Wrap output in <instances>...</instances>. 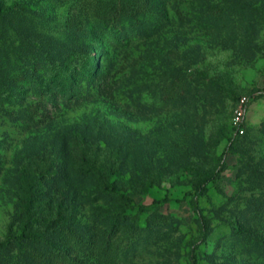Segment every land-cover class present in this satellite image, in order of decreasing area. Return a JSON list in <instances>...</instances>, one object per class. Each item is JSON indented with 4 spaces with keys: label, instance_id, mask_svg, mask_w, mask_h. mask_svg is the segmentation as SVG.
<instances>
[{
    "label": "rangeland",
    "instance_id": "374dc122",
    "mask_svg": "<svg viewBox=\"0 0 264 264\" xmlns=\"http://www.w3.org/2000/svg\"><path fill=\"white\" fill-rule=\"evenodd\" d=\"M0 8V264H264V0Z\"/></svg>",
    "mask_w": 264,
    "mask_h": 264
},
{
    "label": "built area",
    "instance_id": "2783aa9c",
    "mask_svg": "<svg viewBox=\"0 0 264 264\" xmlns=\"http://www.w3.org/2000/svg\"><path fill=\"white\" fill-rule=\"evenodd\" d=\"M247 122V99L243 98L240 102L239 108L236 112L235 116V124L237 127V131L240 134H244V126Z\"/></svg>",
    "mask_w": 264,
    "mask_h": 264
},
{
    "label": "trees",
    "instance_id": "16d2710c",
    "mask_svg": "<svg viewBox=\"0 0 264 264\" xmlns=\"http://www.w3.org/2000/svg\"><path fill=\"white\" fill-rule=\"evenodd\" d=\"M3 13H4V12H2V9L0 8V17L3 16ZM85 50H87V49L82 48V52H84ZM202 187H203V186H202ZM103 188H104L105 191H107V192H109V193H111V194H115L116 196H119V197L123 198V195H121L118 191H116V189L113 187L112 184H105V185L103 186ZM201 190H202V189H201ZM201 190H197V191H196V195H195V197H194V199H193V208H194V210L197 211V212L199 211V203H198V200H197V196L200 194Z\"/></svg>",
    "mask_w": 264,
    "mask_h": 264
}]
</instances>
